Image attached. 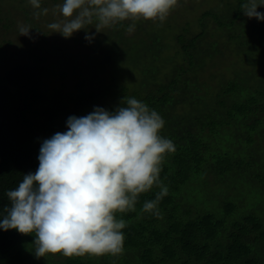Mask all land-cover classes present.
Instances as JSON below:
<instances>
[{
    "label": "trees",
    "instance_id": "16d2710c",
    "mask_svg": "<svg viewBox=\"0 0 264 264\" xmlns=\"http://www.w3.org/2000/svg\"><path fill=\"white\" fill-rule=\"evenodd\" d=\"M237 2L230 22L244 16L243 0ZM191 54L190 58L197 55ZM43 70L40 66L20 64L7 70L3 80L0 77V219L11 207L7 192L18 188L24 175L35 173L39 167L36 134L41 132L49 139L57 132L67 131L68 118L88 115L87 109L98 98L99 92L79 90L65 102L58 100V92L54 101L42 106ZM228 82L223 95L229 101L233 92L246 89L245 80L234 78ZM259 86L249 95H239L241 99L232 103L225 117L218 107H212L213 113L204 117L183 115V125L174 128L176 150L165 155L159 174L160 182L168 188V194L158 203L161 217L143 210L145 202L155 200L161 191L155 185L138 195L134 210L116 216L127 225L121 230L124 252L115 256L121 264L126 258L136 264H264V216L255 213L264 212V148L247 152L244 146V142H257V137L264 139V85ZM159 92L148 93L141 102L161 114L160 107L169 97L168 93ZM123 94L119 95L120 100ZM122 106H127V101ZM238 128L247 133L245 141L241 134L237 135ZM207 173L215 174L212 181L218 183L225 174L229 175L228 186L242 193L228 197L232 190L222 194L219 187V195L211 197L205 188ZM195 185L202 191L191 192ZM209 198L220 203L210 208L204 204ZM33 236L0 228V264H24L23 253ZM129 254L133 257H127ZM62 264L94 263L82 256H65Z\"/></svg>",
    "mask_w": 264,
    "mask_h": 264
},
{
    "label": "rangeland",
    "instance_id": "374dc122",
    "mask_svg": "<svg viewBox=\"0 0 264 264\" xmlns=\"http://www.w3.org/2000/svg\"><path fill=\"white\" fill-rule=\"evenodd\" d=\"M237 1L178 0L164 22L124 20L100 29L101 32H97L94 22L87 29L65 38L48 28L50 23L67 19L60 11L64 0H40L39 9L29 0H0V77L3 80L6 71L16 65L40 66L44 69L41 87L45 94L40 104L51 103L58 92L61 93L58 100L65 102L79 90L99 92L96 101L87 109L88 114L96 107L115 111L129 98L141 101L148 93H158L162 88L159 93L166 92L169 98L160 107L159 115L165 121L160 135L173 141L174 128L183 125V115L204 117L213 113L210 112L212 107H218L225 117L232 103L241 99L239 95H249L260 89L259 84L264 85V22L246 15L230 22ZM45 8L47 14H43ZM257 10L262 12L264 6ZM36 13L40 15L37 17ZM221 23L223 27L217 26ZM132 24H135L134 31L128 32ZM20 26H31L32 38L20 35ZM199 32L203 34L196 38ZM86 34H95L91 43L85 39ZM191 52L198 58L197 55L190 58ZM234 78L245 80L246 89L233 92L229 101L223 91L228 80ZM121 92L124 94L120 100ZM236 132L246 140L247 133L240 128ZM43 136L41 132L36 134L39 152L46 137ZM255 140L259 144L244 142L247 152L264 148V139L260 141L257 137ZM229 177L225 174L223 181L218 183L212 181L215 174H206L205 188L211 197L219 195V187L222 194L232 190L228 197L242 193L228 186ZM190 190L202 191L198 185ZM209 199L204 204L210 208L220 203L218 199ZM192 210L195 214V208ZM245 211L250 213L249 209ZM255 213L264 216V212ZM32 239L23 253L24 264H62L65 258L62 253L36 258L35 234ZM82 257L94 264H121L111 254ZM125 260L122 264H136L135 260Z\"/></svg>",
    "mask_w": 264,
    "mask_h": 264
},
{
    "label": "clouds",
    "instance_id": "9594fccd",
    "mask_svg": "<svg viewBox=\"0 0 264 264\" xmlns=\"http://www.w3.org/2000/svg\"><path fill=\"white\" fill-rule=\"evenodd\" d=\"M29 2L40 8V0ZM177 5L178 0H64L60 11L67 19L48 28L69 38L94 22L97 32L124 20L164 22ZM259 6L264 0H246L244 15L264 20ZM134 28L132 24L127 31ZM30 29L20 26V35L32 38ZM94 35L86 34L85 39L91 43ZM164 124L155 110L136 98L113 112L96 107L86 116H70L67 131L43 141L36 172L24 175L18 188L7 192L11 207L0 219V228L35 234L36 258L49 253L122 254L121 230L127 225L116 213L134 210L138 195L155 185L161 191L143 210L161 217L158 203L168 188L159 174L165 155L176 150L172 140L160 135Z\"/></svg>",
    "mask_w": 264,
    "mask_h": 264
}]
</instances>
